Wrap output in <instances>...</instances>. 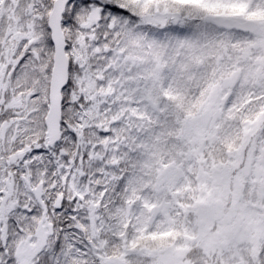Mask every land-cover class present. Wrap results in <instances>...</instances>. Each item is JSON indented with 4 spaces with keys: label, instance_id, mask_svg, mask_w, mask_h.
Instances as JSON below:
<instances>
[{
    "label": "snow or ice",
    "instance_id": "1",
    "mask_svg": "<svg viewBox=\"0 0 264 264\" xmlns=\"http://www.w3.org/2000/svg\"><path fill=\"white\" fill-rule=\"evenodd\" d=\"M0 264H264V0H0Z\"/></svg>",
    "mask_w": 264,
    "mask_h": 264
}]
</instances>
